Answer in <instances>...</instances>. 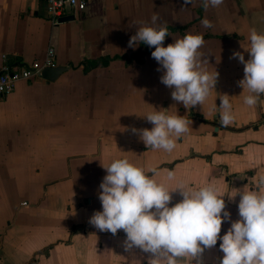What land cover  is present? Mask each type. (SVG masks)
I'll use <instances>...</instances> for the list:
<instances>
[{
  "label": "crops",
  "instance_id": "1",
  "mask_svg": "<svg viewBox=\"0 0 264 264\" xmlns=\"http://www.w3.org/2000/svg\"><path fill=\"white\" fill-rule=\"evenodd\" d=\"M154 13L158 25L202 34V67L219 74L203 106L186 109L172 99L151 56L154 47L141 63L114 59L87 73L70 67L137 51L140 43L133 48L128 42L137 28L151 25ZM76 15L54 24L46 0H0V66L3 55L18 63L42 61L49 47L56 64H69L54 81H19L0 96V264H148L149 254L125 250L123 230L113 235L89 223L102 211L103 165L115 159L127 158L146 172L156 166L153 178L169 188L212 183L230 195L255 189L264 175V94L255 107L243 103L248 93L238 82L244 65L233 58L234 52L250 58L244 47L252 28L264 33V0H224L207 9L202 0H88ZM205 18L210 28L202 25ZM169 33L165 47L185 35ZM224 94L235 115L227 127L219 120ZM123 100L121 109L114 105ZM160 109L192 122L172 152L148 148L132 131L151 129L144 115ZM171 195L169 206L183 199L178 190ZM224 199L231 220L222 223L221 236L240 219V196ZM220 243L205 249L204 264H220Z\"/></svg>",
  "mask_w": 264,
  "mask_h": 264
},
{
  "label": "clouds",
  "instance_id": "2",
  "mask_svg": "<svg viewBox=\"0 0 264 264\" xmlns=\"http://www.w3.org/2000/svg\"><path fill=\"white\" fill-rule=\"evenodd\" d=\"M190 2L185 0L186 4ZM223 3L224 0H202L205 9ZM158 20L159 15L154 13L151 25L137 28L128 42L129 47L135 48L141 42L154 47L151 56L164 70L160 79L173 89L172 99L186 109L203 106L219 74L209 73L202 67L199 51L204 45L202 34L186 33L165 47L163 42L170 33L166 24H157ZM201 23L206 28L212 26L207 18ZM244 50L249 53V59L245 60L242 52H234L233 58L244 65V77L238 83L248 93L243 103L252 108L264 94V33L252 28L249 46ZM219 99L220 124L227 127L235 121L232 103L227 94ZM144 116L153 127L132 128V131L139 134L148 148L172 152L177 139L190 132L191 120L169 114V110H154ZM103 167L107 174L100 184L102 211L94 212L89 223L113 235L123 230L126 251L139 249L149 254L148 264H204L205 249L216 246L219 239L223 253L220 264H264V175L258 178L255 189L230 195L212 183L198 188L180 183L169 188L153 178L159 174L156 166L146 172L127 158L115 159ZM174 176V172H168V180ZM177 190L183 199L169 206L171 193ZM225 195L232 200L240 196V219L232 221L221 236L222 223L231 220Z\"/></svg>",
  "mask_w": 264,
  "mask_h": 264
},
{
  "label": "built area",
  "instance_id": "3",
  "mask_svg": "<svg viewBox=\"0 0 264 264\" xmlns=\"http://www.w3.org/2000/svg\"><path fill=\"white\" fill-rule=\"evenodd\" d=\"M88 0H46L49 20L56 24L58 18L69 14H78L85 9ZM55 51L47 49L42 61L30 63H10V59L3 55V64L0 66V96L10 94L19 81H30L40 77V71L45 66H55ZM25 204V202H23Z\"/></svg>",
  "mask_w": 264,
  "mask_h": 264
},
{
  "label": "trees",
  "instance_id": "4",
  "mask_svg": "<svg viewBox=\"0 0 264 264\" xmlns=\"http://www.w3.org/2000/svg\"><path fill=\"white\" fill-rule=\"evenodd\" d=\"M169 32L173 31H179L182 34L184 33L185 26L180 27H167ZM153 47H149L147 44L140 43L139 48L137 51L130 53V54H123V55H114V56H100L95 59H85L77 64H70V67L76 68V67H82V71L84 73H87L91 69L98 67V66H107L111 60L114 59H122L125 63L129 64L132 62L141 63L144 60L145 55L152 49ZM16 61V58H12L10 60V63H14ZM199 118H202L201 115H198Z\"/></svg>",
  "mask_w": 264,
  "mask_h": 264
},
{
  "label": "water",
  "instance_id": "5",
  "mask_svg": "<svg viewBox=\"0 0 264 264\" xmlns=\"http://www.w3.org/2000/svg\"><path fill=\"white\" fill-rule=\"evenodd\" d=\"M74 19H75V15L69 14L58 18L57 23L68 22ZM68 68H69V64L67 65L57 64L55 66H45L40 71V77L45 79L46 81H54L61 73L66 71Z\"/></svg>",
  "mask_w": 264,
  "mask_h": 264
},
{
  "label": "rangeland",
  "instance_id": "6",
  "mask_svg": "<svg viewBox=\"0 0 264 264\" xmlns=\"http://www.w3.org/2000/svg\"><path fill=\"white\" fill-rule=\"evenodd\" d=\"M75 16H77V15H75ZM126 103V101H118V102H114V105L117 107V108H119V109H121L120 107L121 106H123V104H125ZM121 111V110H120ZM118 114H120L119 113V110H118ZM113 121L115 122V116H114V118H113Z\"/></svg>",
  "mask_w": 264,
  "mask_h": 264
}]
</instances>
